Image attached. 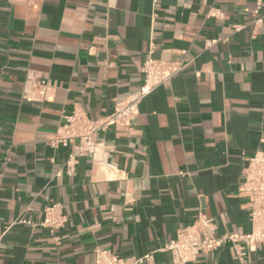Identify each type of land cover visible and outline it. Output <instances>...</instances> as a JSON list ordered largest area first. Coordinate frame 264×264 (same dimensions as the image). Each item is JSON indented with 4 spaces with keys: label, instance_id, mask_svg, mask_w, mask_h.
Returning <instances> with one entry per match:
<instances>
[{
    "label": "crops",
    "instance_id": "0c3cea01",
    "mask_svg": "<svg viewBox=\"0 0 264 264\" xmlns=\"http://www.w3.org/2000/svg\"><path fill=\"white\" fill-rule=\"evenodd\" d=\"M150 49L190 62L139 104L129 129L99 133L95 155L68 162L73 145L48 144L63 115L111 114L138 91ZM29 70L49 79L51 102L21 98ZM256 152L264 0H0V264H94L96 250L174 264L165 247L199 217L218 237L247 235L239 186ZM52 204L67 217L54 233L21 223ZM244 261L264 264V244ZM188 264L241 263L225 243Z\"/></svg>",
    "mask_w": 264,
    "mask_h": 264
},
{
    "label": "built area",
    "instance_id": "2783aa9c",
    "mask_svg": "<svg viewBox=\"0 0 264 264\" xmlns=\"http://www.w3.org/2000/svg\"><path fill=\"white\" fill-rule=\"evenodd\" d=\"M256 13V12H255ZM215 41L206 43L207 47ZM183 56L186 51H182ZM184 58L180 61L156 60L152 57V49L147 52L142 62L140 72L142 84L138 91L114 104L113 112L107 116L90 118L82 109L74 108L63 115L62 123L57 127L55 137L48 144L57 148H67L73 145V153L68 162L75 157L86 154L95 155L101 146L95 137L110 128H130L138 114L139 104L153 91L169 82L181 73L189 64ZM54 97V87L49 79L34 70L26 73L21 98L30 102H51ZM239 194L247 199L251 232L244 236H216V228L211 219L199 217L190 227L180 229L176 238L171 241L165 251L171 252L174 264H188L194 262L201 254H209L222 244L230 243L234 250V258L244 264L246 249L252 251L257 244H264V153L256 152L248 159L243 170V180L239 186ZM43 217L38 223H27L32 227L47 229L54 233L62 228L67 217L62 213L59 204H52L43 208ZM57 240V239H55ZM238 242H243L241 247ZM151 255H145L131 264H145L150 262ZM94 264H125L124 261L105 250L94 252Z\"/></svg>",
    "mask_w": 264,
    "mask_h": 264
}]
</instances>
